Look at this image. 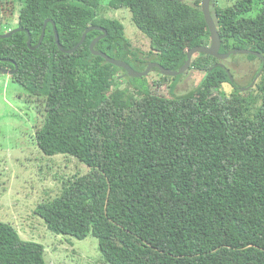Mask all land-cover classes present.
<instances>
[{
	"label": "trees",
	"instance_id": "trees-1",
	"mask_svg": "<svg viewBox=\"0 0 264 264\" xmlns=\"http://www.w3.org/2000/svg\"><path fill=\"white\" fill-rule=\"evenodd\" d=\"M199 3L0 0V33L19 27L0 37V66L16 68L10 78L27 103L39 101L37 151L86 166L57 174L60 193L33 212L55 234L97 238L103 264H264V60L253 84L239 89L223 60L196 52L189 69L202 73L199 82L176 94L181 75L170 76L164 95L156 90L165 82L146 81L157 68L134 77L91 53L101 31L88 32L72 52L55 43L53 25L65 50L98 25L106 35L95 50L139 71L150 61L177 70L189 48L210 43ZM257 4L254 16H244L252 0L215 2L220 52L264 56V0ZM102 6L128 10L147 49L132 45L125 24ZM0 264H46L44 246L0 221Z\"/></svg>",
	"mask_w": 264,
	"mask_h": 264
},
{
	"label": "rangeland",
	"instance_id": "rangeland-1",
	"mask_svg": "<svg viewBox=\"0 0 264 264\" xmlns=\"http://www.w3.org/2000/svg\"><path fill=\"white\" fill-rule=\"evenodd\" d=\"M214 1L219 6H226L234 0H212L213 3ZM252 3V11L244 16L256 14L258 0H252ZM211 11L213 15V6ZM102 13L107 17L120 18L125 24V32L132 45L147 49V39L132 25L128 10L114 11L102 6ZM223 61L228 65L233 81L244 88L250 83L256 70L263 65L258 58L249 59L244 53L232 54ZM201 75L200 71L188 69L178 78L174 92L180 94L194 88ZM172 78L157 70H151L146 81L162 80L166 85L163 89L158 87L156 90L155 85L151 88L157 93L167 95ZM254 80L256 77L250 84ZM221 89L230 92L234 90V86L223 83ZM28 97L20 85L12 82L9 76L0 74V221L11 223L21 238L41 243L44 246L46 264H103L99 261L97 238L88 235L86 238L77 239L69 235L55 234L33 212L38 202L51 199L60 193L62 185L60 186L55 176L63 173L65 177V171H73L79 162L72 157L71 160L60 154L48 157L37 151L33 126L34 109L39 106V101L31 97L32 103H28L31 107L24 103L28 101ZM79 164L82 168L86 167Z\"/></svg>",
	"mask_w": 264,
	"mask_h": 264
},
{
	"label": "water",
	"instance_id": "water-1",
	"mask_svg": "<svg viewBox=\"0 0 264 264\" xmlns=\"http://www.w3.org/2000/svg\"><path fill=\"white\" fill-rule=\"evenodd\" d=\"M182 1V0H181ZM200 9L201 12L203 14L204 20L206 22L207 28L209 30L210 33V43L209 45H196L193 46L191 48H189L186 52V58L185 61L183 63V65L181 66V68L177 69V70H172V69H168L165 68L164 66H162L160 63L158 62H154L151 61L149 62L146 67L144 68V70L139 71L134 69L131 65H129L126 61L122 60V59H116L114 57L109 56L108 54L102 52V51H98L94 49V45L96 44V42L98 40H100L101 38H104L106 35V30L104 27L102 26H98V25H89L87 26L84 31L81 34V38L79 39V41L71 48L68 50H65L61 47L60 43H59V39H58V35L56 32V28L53 25V29H54V35H55V43L57 45V47L63 51V52H72L74 51L76 48H78L84 41L85 36L88 32H90L91 30H98L101 31L102 34L98 35L96 37H94L90 43H89V49L91 51V53L93 55H97L102 57L103 59H105V61L118 66L120 68H123L127 74L134 76V77H140V76H144L146 75L152 68H157L163 75H167V76H176V75H180L182 73H184L188 67L190 66L191 60L193 55L196 52H203L206 53L208 55H211L213 57H216L218 59H224L227 58L229 55L231 54H236V53H245V54H253L257 57H260L261 59L264 60V56H262L259 52L257 51H253L250 49H232L230 51L227 52H220V44H221V38L217 29V25L216 22L214 20V18L212 17L211 11H210V0H201L200 2ZM51 19L46 18L43 21V25H42V32H41V36L39 38V41L37 43V45H35L34 47H30V35L28 34V39H27V45L31 48V49H35L41 42L43 35H44V30H45V26L47 24V22H49ZM19 30V27H15L13 29H11L10 31L6 32V33H0V37H8L10 36L13 32ZM0 71L2 73H7L6 70L0 68Z\"/></svg>",
	"mask_w": 264,
	"mask_h": 264
},
{
	"label": "flooded vegetation",
	"instance_id": "flooded-vegetation-1",
	"mask_svg": "<svg viewBox=\"0 0 264 264\" xmlns=\"http://www.w3.org/2000/svg\"><path fill=\"white\" fill-rule=\"evenodd\" d=\"M211 5H212V3H211ZM11 30V29H10ZM230 51V50H229ZM222 60H224V59H221L220 61H222ZM260 60V59H259ZM261 60H263V59H261ZM218 62V64H222L223 62ZM0 68H2V69H4V70H6L7 71V73L5 74V75H7V76H9L10 77V75H12L13 73H14V71L16 70V68H10V67H7V66H0ZM2 72L0 71V74H1ZM234 82V81H233ZM235 83V82H234ZM235 86L236 87H238L239 89H244V87H239L236 83H235ZM29 102V101H28ZM26 105H29L28 103H27V101L26 102H24Z\"/></svg>",
	"mask_w": 264,
	"mask_h": 264
},
{
	"label": "clouds",
	"instance_id": "clouds-1",
	"mask_svg": "<svg viewBox=\"0 0 264 264\" xmlns=\"http://www.w3.org/2000/svg\"><path fill=\"white\" fill-rule=\"evenodd\" d=\"M180 1H181V0H180ZM182 1H183V0H182ZM200 2H201V0H200ZM211 3H212V5H211ZM199 5H200V3H199ZM214 5H215V1H214V3H213L212 0H210V11H211V6L214 7ZM211 14H212V11H211ZM212 17L214 18V20H215V22H216V18H215L214 13H213ZM205 23H206V22H205ZM216 25H217V23H216ZM217 29H218V27H217ZM208 31H209V30H208ZM208 45H209V44H208ZM244 54H245V53H244ZM231 55H232V54H231ZM261 55H262V54H261ZM193 56H194V55H193ZM229 56H230V55H229ZM229 56H228V57H229ZM262 56H263V55H262ZM228 57H227V58H228ZM224 59H225V58H224ZM258 59H261V58L258 57ZM150 62H151V61H150ZM154 62H156V61H154ZM158 63H159V62H158ZM188 69H189V67H188ZM188 69H187V70H188ZM187 70H186V71H187ZM186 71H185V72H186ZM160 73H161V72H160ZM3 74H6V73H3ZM161 74H162V73H161ZM182 74H183V73H182ZM182 74H180V75H182ZM165 76H166V75H165ZM176 76H178V75H176ZM173 77H174V76H173Z\"/></svg>",
	"mask_w": 264,
	"mask_h": 264
}]
</instances>
